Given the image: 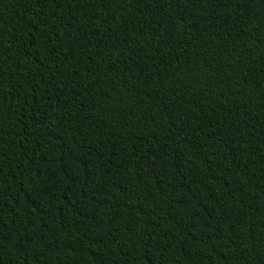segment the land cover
<instances>
[{
  "label": "trees",
  "instance_id": "trees-1",
  "mask_svg": "<svg viewBox=\"0 0 264 264\" xmlns=\"http://www.w3.org/2000/svg\"><path fill=\"white\" fill-rule=\"evenodd\" d=\"M0 264H264V0H0Z\"/></svg>",
  "mask_w": 264,
  "mask_h": 264
}]
</instances>
